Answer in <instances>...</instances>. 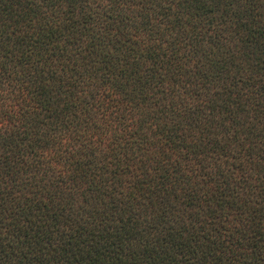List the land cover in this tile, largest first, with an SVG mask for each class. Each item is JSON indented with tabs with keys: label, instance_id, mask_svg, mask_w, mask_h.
I'll return each instance as SVG.
<instances>
[{
	"label": "trees",
	"instance_id": "16d2710c",
	"mask_svg": "<svg viewBox=\"0 0 264 264\" xmlns=\"http://www.w3.org/2000/svg\"><path fill=\"white\" fill-rule=\"evenodd\" d=\"M0 264H264V0H0Z\"/></svg>",
	"mask_w": 264,
	"mask_h": 264
}]
</instances>
